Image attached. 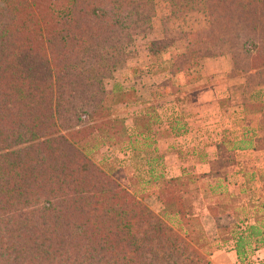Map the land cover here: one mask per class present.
I'll use <instances>...</instances> for the list:
<instances>
[{
	"label": "trees",
	"instance_id": "16d2710c",
	"mask_svg": "<svg viewBox=\"0 0 264 264\" xmlns=\"http://www.w3.org/2000/svg\"><path fill=\"white\" fill-rule=\"evenodd\" d=\"M30 3L0 0V264H213L196 250L206 237L186 203L193 192H200L198 201L225 198L206 206L209 217L219 237L229 233L239 264L252 263L264 232L237 216L248 205H234L222 184L200 183L196 174L166 177L148 136L158 121L154 107L139 118L138 135L129 136L119 104L134 96L107 90L122 58L104 50L150 32L156 1ZM166 6L176 16L200 9L208 17L207 28L190 35L180 65L231 53L241 65L240 56L248 57L264 75V0ZM172 47L171 39L153 43L158 68L166 67L163 55ZM104 146L128 153L126 161L141 160L127 169L132 188L93 160ZM153 195L160 213L143 202ZM226 211L234 216L228 226L220 222Z\"/></svg>",
	"mask_w": 264,
	"mask_h": 264
},
{
	"label": "crops",
	"instance_id": "0c3cea01",
	"mask_svg": "<svg viewBox=\"0 0 264 264\" xmlns=\"http://www.w3.org/2000/svg\"><path fill=\"white\" fill-rule=\"evenodd\" d=\"M157 8L150 32L117 49L104 50L107 57L122 58L107 90L134 96L119 104L128 135H138L139 118L147 117L148 110L154 107L158 121L150 126L148 136L154 153L162 159L166 177L192 173L206 182L222 184L232 198H240L238 204L248 205V225L257 224L264 232V219L260 218L264 215V75L251 69L248 57L240 56L241 65L231 53L192 60L189 69L180 65V57L191 47L190 35L205 30L208 23L202 29H186L175 37L156 21ZM168 39L173 41L171 50L163 55L168 64L158 68L152 45ZM206 48L210 49L207 43ZM173 62L177 73L171 68ZM187 72L192 77L188 78ZM251 78L254 88L248 87ZM162 92L164 97H157ZM177 123L179 130L174 129ZM118 153L123 159L129 156L120 150ZM209 204L217 203L207 202L206 206ZM220 218L225 226L234 221L231 212ZM213 223L211 234L217 239L218 228L215 220ZM253 259L250 264L264 263V233L263 244L253 251ZM210 260L213 264H239L233 241H222Z\"/></svg>",
	"mask_w": 264,
	"mask_h": 264
},
{
	"label": "rangeland",
	"instance_id": "374dc122",
	"mask_svg": "<svg viewBox=\"0 0 264 264\" xmlns=\"http://www.w3.org/2000/svg\"><path fill=\"white\" fill-rule=\"evenodd\" d=\"M30 3V0H29ZM31 4V3H30ZM33 6V5H31ZM157 14H156V21L163 24L165 28L170 29L175 37H179L182 33V31H185L186 29H202L206 27L208 23V17L206 13L200 9L193 10L189 12L187 15L180 17L176 15H171L167 6H166V0H157ZM47 44H44V47L46 49ZM209 46V45H208ZM208 48H206V43L201 47V51L205 52ZM93 160L104 167L107 171L111 173V176L116 179L122 186L132 188V184L130 179L127 175V169L129 167H134L135 163H138L141 160L135 159V160H128L126 161V158H122L120 154L118 153V149L115 147H112L111 149H100L93 157ZM200 183H206V180L198 179ZM200 192H193L191 195L185 196L186 203L188 205L189 212H193L195 215H198L201 219L202 228L204 230L203 234L206 237V242L200 241L197 242L201 245H205V247H199L196 249L197 252L201 255V258L204 261H210V256L212 254V251L216 250L218 246H220L221 242L224 240H229V233L224 234L223 237H218L217 239L214 238V234H211L214 232V223L213 219L209 217V214L206 212V204L207 202L213 203L216 202L218 204L224 203L225 198L223 200H220L222 198L219 197V199H216L214 201L215 197H207L205 198V201H198V197ZM200 200V199H199ZM234 205H241L240 198L237 196H234L232 198ZM151 210H153L155 213H160L162 210V205L158 201L156 196H148L143 201ZM214 205V204H213ZM240 208V207H239ZM245 211L242 213H239L238 217H245L248 219V207H244ZM227 212V211H226ZM224 212V214L226 213ZM231 212L232 211H228ZM231 225V224H230ZM228 226V225H227ZM202 239V238H201ZM207 245V246H206Z\"/></svg>",
	"mask_w": 264,
	"mask_h": 264
}]
</instances>
